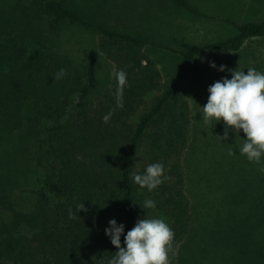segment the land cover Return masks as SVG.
Segmentation results:
<instances>
[{"label":"trees","instance_id":"trees-1","mask_svg":"<svg viewBox=\"0 0 264 264\" xmlns=\"http://www.w3.org/2000/svg\"><path fill=\"white\" fill-rule=\"evenodd\" d=\"M169 1L201 15L191 0ZM97 12L86 0H0V264H108L109 220L126 235L144 216L174 230L172 264H264V163L229 156L243 132L224 140L223 122L203 123L185 93L197 60L241 53L264 38V18L224 19L233 36L179 49L137 30L129 10L106 26ZM78 29L96 35L87 55L66 49ZM96 56L112 73L95 75ZM157 162L160 186L134 183Z\"/></svg>","mask_w":264,"mask_h":264},{"label":"rangeland","instance_id":"rangeland-1","mask_svg":"<svg viewBox=\"0 0 264 264\" xmlns=\"http://www.w3.org/2000/svg\"><path fill=\"white\" fill-rule=\"evenodd\" d=\"M191 1L195 7L198 6L200 16H195L184 10L178 11V7L169 0H86L95 10L99 11L97 12L99 20L96 22L106 26V18L108 17L117 18L120 14L123 18L128 19V10L130 15L138 11L134 18L129 15L131 24L137 30H143L142 33H146L150 37L153 33L162 32L161 37L156 38L157 44L179 49H188L194 45L233 36L235 27L224 23V19H231L236 24H242L248 21H260L264 18V0ZM65 36L66 49L72 47L77 54L83 55L92 51V46L96 41V35L91 30L78 29L68 32ZM96 60L98 65L95 68V75L99 76L103 71L108 74L112 73L111 65L107 66V63H101L97 56ZM259 60H264V38L249 41L239 54L217 53L197 60L192 68L194 78L185 88L186 96L192 103L195 113H199L201 111L199 107H203L207 103L209 95L207 90L210 85L224 77L231 78L228 70L237 68L238 70H245L248 64L254 68L255 62ZM210 62H214L217 69L221 65L225 66L226 71L219 72L217 69L211 68ZM92 63L90 62V64ZM161 63L163 67L166 58H161ZM198 82L201 85L199 89L196 87ZM205 133L207 132L205 131ZM200 136L202 135H198V137ZM42 177L41 174L37 173L36 178L42 179ZM201 253L202 248L198 250L197 255L201 257Z\"/></svg>","mask_w":264,"mask_h":264},{"label":"clouds","instance_id":"clouds-1","mask_svg":"<svg viewBox=\"0 0 264 264\" xmlns=\"http://www.w3.org/2000/svg\"><path fill=\"white\" fill-rule=\"evenodd\" d=\"M209 66L217 69L214 62ZM225 72L226 67L221 65L217 69ZM245 70H228L231 78L224 77L208 87V100L200 108L203 123L215 125L221 121L224 124V140H228V132L232 130L235 137L241 131L246 138L241 139L242 144L229 147L228 155L237 154L244 156L250 163L261 165L264 163V72L253 67ZM67 75L65 69H60L55 79ZM120 83L126 81V73H118ZM220 138V137H219ZM221 140V138H220ZM264 173V167L258 169ZM162 163L149 164L143 173H134L133 181L140 188L153 191L160 186L167 177ZM156 202L148 199L144 201V208L155 209ZM87 211L84 203L78 205V213ZM70 218H74L69 210ZM105 235L110 243L117 249L108 264H172L175 255L173 242L175 232L163 218L138 219L134 227L125 235V225L116 219L108 222ZM124 237V246H121V237Z\"/></svg>","mask_w":264,"mask_h":264}]
</instances>
